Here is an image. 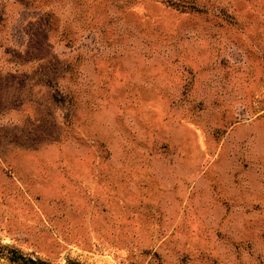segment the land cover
Returning <instances> with one entry per match:
<instances>
[{
    "label": "rangeland",
    "instance_id": "rangeland-1",
    "mask_svg": "<svg viewBox=\"0 0 264 264\" xmlns=\"http://www.w3.org/2000/svg\"><path fill=\"white\" fill-rule=\"evenodd\" d=\"M264 264V0H0V264Z\"/></svg>",
    "mask_w": 264,
    "mask_h": 264
},
{
    "label": "trees",
    "instance_id": "trees-1",
    "mask_svg": "<svg viewBox=\"0 0 264 264\" xmlns=\"http://www.w3.org/2000/svg\"><path fill=\"white\" fill-rule=\"evenodd\" d=\"M31 263L33 264H41V263H45L44 261H41L39 259H29ZM75 264H78V263H75Z\"/></svg>",
    "mask_w": 264,
    "mask_h": 264
}]
</instances>
